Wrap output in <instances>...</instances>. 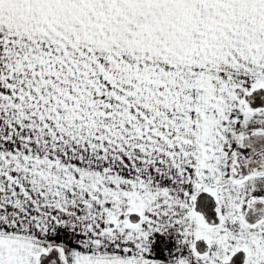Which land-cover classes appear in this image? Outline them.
I'll use <instances>...</instances> for the list:
<instances>
[{
    "label": "snow or ice",
    "instance_id": "snow-or-ice-1",
    "mask_svg": "<svg viewBox=\"0 0 264 264\" xmlns=\"http://www.w3.org/2000/svg\"><path fill=\"white\" fill-rule=\"evenodd\" d=\"M0 264H264V0H0Z\"/></svg>",
    "mask_w": 264,
    "mask_h": 264
}]
</instances>
